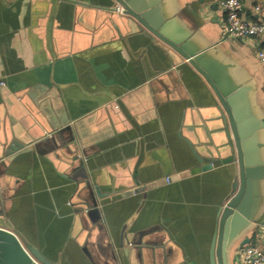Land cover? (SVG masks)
Instances as JSON below:
<instances>
[{
	"label": "crops",
	"instance_id": "crops-1",
	"mask_svg": "<svg viewBox=\"0 0 264 264\" xmlns=\"http://www.w3.org/2000/svg\"><path fill=\"white\" fill-rule=\"evenodd\" d=\"M223 1L161 0L162 30L241 91L237 109L259 124L264 164V40L224 36ZM116 2L0 0V213L55 264H210L237 174L211 163L235 151L224 111L195 70L127 28ZM241 3L244 21L264 16V0ZM14 139L28 151L3 156ZM91 197L99 221L85 212ZM256 212L248 245L264 248V178Z\"/></svg>",
	"mask_w": 264,
	"mask_h": 264
},
{
	"label": "water",
	"instance_id": "water-1",
	"mask_svg": "<svg viewBox=\"0 0 264 264\" xmlns=\"http://www.w3.org/2000/svg\"><path fill=\"white\" fill-rule=\"evenodd\" d=\"M116 1L124 8V14L128 18L126 19L127 28L148 37L152 45L156 46L173 66H187L195 70L209 84L224 111L225 115L223 114L221 120L235 151L229 158L215 159L211 163L216 165L236 164L237 174L231 185L230 197L224 208L220 209L217 214L218 224L211 242L209 261L210 264H231L230 249L240 237H244L239 244L240 247L249 244L250 240L247 235L253 227L257 213V186L258 182L264 178V164L257 157V145L254 143L259 124L254 119L242 115L237 109L241 91L231 94L232 91L225 88L226 81L219 77L215 66L207 65L206 54L190 51L185 44L174 42L162 30L164 12L161 0ZM212 71H215V74ZM25 147L27 146L23 141L14 139L9 142L3 156L14 157L17 154H23L28 151V148ZM73 161H77L78 166L83 165L77 152L74 156L72 154ZM208 167H212V165ZM136 185L139 184L136 182ZM96 191L99 194L98 190ZM142 191L134 190L133 193ZM98 205L95 198L91 197V204L86 207L85 212L92 221L100 220ZM115 259L114 256H111L113 264H116ZM0 264L55 263L48 260L41 249L32 246L25 240L20 241L13 232L7 230V221L0 213ZM76 264L85 263L77 262ZM89 264L93 263L89 262Z\"/></svg>",
	"mask_w": 264,
	"mask_h": 264
},
{
	"label": "built area",
	"instance_id": "built-area-1",
	"mask_svg": "<svg viewBox=\"0 0 264 264\" xmlns=\"http://www.w3.org/2000/svg\"><path fill=\"white\" fill-rule=\"evenodd\" d=\"M241 1L224 0L222 3L223 9L226 12V17L222 25L224 36L234 39L261 38L264 40V16L261 20L253 23L244 21L241 18ZM260 10L259 7H256V11ZM113 11L120 16H125L124 8L118 2H116ZM257 59L260 64H264V46L258 51ZM256 237L264 240V224L256 233ZM236 264H264V248L254 244L240 247L236 254Z\"/></svg>",
	"mask_w": 264,
	"mask_h": 264
}]
</instances>
